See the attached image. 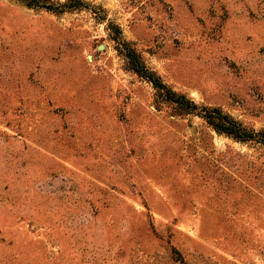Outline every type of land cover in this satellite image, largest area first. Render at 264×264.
<instances>
[{
	"label": "rangeland",
	"instance_id": "obj_1",
	"mask_svg": "<svg viewBox=\"0 0 264 264\" xmlns=\"http://www.w3.org/2000/svg\"><path fill=\"white\" fill-rule=\"evenodd\" d=\"M213 107L264 130V0H0V264H264V145Z\"/></svg>",
	"mask_w": 264,
	"mask_h": 264
},
{
	"label": "trees",
	"instance_id": "obj_2",
	"mask_svg": "<svg viewBox=\"0 0 264 264\" xmlns=\"http://www.w3.org/2000/svg\"><path fill=\"white\" fill-rule=\"evenodd\" d=\"M78 0H75L77 2ZM39 0H35L37 4ZM31 4V3H29ZM49 9H53V5H43ZM127 56L128 66L141 75L142 77L148 78L153 86L156 89V98L157 101L165 100L174 104V107L182 113H191L193 112L196 104L187 99L184 94H178L171 89H168L164 84L159 81L151 71H149L145 65L139 60L136 54L130 49V52ZM204 113H201L205 121L213 127L216 131L220 133H225L239 141H252L253 143L264 145V130L253 131L246 129L239 122H237L233 117L227 113H223L221 109L217 107L205 108Z\"/></svg>",
	"mask_w": 264,
	"mask_h": 264
}]
</instances>
